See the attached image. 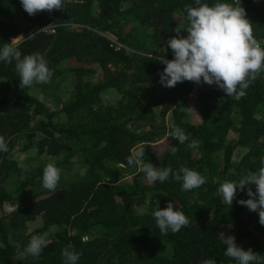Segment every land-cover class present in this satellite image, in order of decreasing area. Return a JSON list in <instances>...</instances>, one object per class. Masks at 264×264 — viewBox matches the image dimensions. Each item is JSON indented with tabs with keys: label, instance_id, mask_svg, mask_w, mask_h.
<instances>
[{
	"label": "trees",
	"instance_id": "16d2710c",
	"mask_svg": "<svg viewBox=\"0 0 264 264\" xmlns=\"http://www.w3.org/2000/svg\"><path fill=\"white\" fill-rule=\"evenodd\" d=\"M217 2L241 3L264 47V0H202ZM185 5L195 7V0H64L63 10L30 16L21 0H0V48L10 43L22 57L39 52L55 75L72 76L68 99L56 107L59 78L39 83L43 94L37 95L17 85L15 61L0 60V135L8 147L0 151V264H65L69 244L82 252L78 264H237L224 254L229 235L264 258L258 212L238 203L255 184L238 190L230 207L217 194L225 180L261 167L263 72L240 99L215 84L202 82L195 91L187 80L162 86L165 65L158 58L173 59L167 41L177 26H187ZM171 124L188 136L184 144L169 135ZM192 141L195 148L188 147ZM138 143L142 159L174 173L195 169L206 183L189 191L171 176L149 184L138 163H127ZM172 146L179 149L175 155ZM17 155L32 157L28 167L20 168ZM50 160L62 173L54 192L42 183ZM34 184L28 197L24 186L31 193ZM147 195L158 199L155 209L142 208ZM15 199L21 204L3 209ZM169 200L189 224L165 235L153 213ZM37 214L41 226L29 231L26 222ZM44 233L39 258L22 255L31 237Z\"/></svg>",
	"mask_w": 264,
	"mask_h": 264
},
{
	"label": "clouds",
	"instance_id": "9594fccd",
	"mask_svg": "<svg viewBox=\"0 0 264 264\" xmlns=\"http://www.w3.org/2000/svg\"><path fill=\"white\" fill-rule=\"evenodd\" d=\"M21 4L32 16L45 10L48 12L63 10L64 0H21ZM195 5V7L185 5L187 26H177L173 30L176 35L167 41V47L173 52V59L169 60L164 56L158 58L165 65L159 74L160 83L168 88L186 80L197 84L202 82L208 85L215 84L228 97L240 99L246 95V89L264 72V47L253 35L252 22L247 17L246 9L241 3L217 2L210 5L202 3V0H195ZM182 29L187 32L186 36L180 34ZM0 60L8 63L15 61V69L19 74L17 85L22 89L28 87V90L34 83H47L53 75L42 54L36 52L22 57L18 47L10 43H5L3 48H0ZM169 127L171 128L169 135L180 144L188 140L181 127L175 124ZM196 146V141L188 144L189 148ZM178 150L175 146L168 148L173 155ZM0 151H8L3 135H0ZM144 152V149H140L138 153L130 156L127 160L128 165L137 164L143 158ZM140 171L145 174L149 184L156 181L163 183L170 176L177 181L182 180L184 191L199 188L206 183L204 175L186 166H182L179 172L174 173L170 167L159 168L147 163ZM60 175L61 170L55 160H50L43 169V187L54 192ZM250 184H255L256 190L248 187L246 192L248 199H240L238 203L248 207L250 211L258 212L259 223L264 225V157L261 158V167L258 171L243 176L238 181L225 180L219 185L217 194L230 207L237 191H244ZM175 205L174 201L169 200L165 208H159L153 213L161 234L166 235L169 230L177 233L189 224V218ZM47 235V233L33 235L22 255L39 258L47 246ZM224 244L227 245L225 256L233 258L237 264H264V258L258 253L238 246L234 236L225 237ZM62 254L65 264H78L82 252L69 244L63 249Z\"/></svg>",
	"mask_w": 264,
	"mask_h": 264
},
{
	"label": "rangeland",
	"instance_id": "374dc122",
	"mask_svg": "<svg viewBox=\"0 0 264 264\" xmlns=\"http://www.w3.org/2000/svg\"><path fill=\"white\" fill-rule=\"evenodd\" d=\"M19 38H20V35H18L17 37L12 38V40H11L12 43H17V40H19ZM66 63L67 64H72L73 62H66ZM52 73H53V71H52ZM53 75H54V81L56 80V78H59V83H60L59 86L57 85V87H56V90L58 91V94L56 95L57 100H55L56 102L54 104L56 107H59L61 105V103L63 101H66L68 99V97H69L70 89H69L68 86H69V84L71 85L72 76L69 75V73H67V72H65L64 74H61V75L60 74L59 75H55V73H53ZM263 77H264V72H263ZM49 82L50 81H48L47 83H49ZM199 85H201V83L197 84V83L193 82L194 91H195V88L197 86H199ZM40 87H41V85H39V84H33L31 87H29L28 91L29 92H35V94H37V95H42L43 93L41 92ZM54 99H55L54 97H50V98L47 99L48 100V103H49V106H53ZM262 105L264 106V103H262ZM257 115L259 117H264V114H261V113H257ZM197 118H198V113L196 111H193V113H192V119L196 120ZM227 139L228 140L234 139V134L232 132H230L228 134ZM140 145L141 144L138 143V144H136V145H134L132 147L131 150H132V152L134 154H136V153H138L140 151V149H141L140 148L141 147ZM239 151H241V150H238V152ZM17 157H18V159L16 158L17 159L16 161H17V164L20 166L21 169H23L25 167H28L27 166V163L30 162L28 159L29 158H32L30 155H28L26 157V159H25V156L22 157V155H17ZM147 163H150V161H148L147 159H140V161L138 162L139 167H138L137 170H139L140 167H143ZM140 172H141V177L142 178L145 177V174L142 171H140ZM133 174H128L129 180H130V178H131V176ZM61 175H62V173H61ZM61 175H60L59 183L62 181ZM36 190H37V188H36V185L35 184L33 186V191L31 193H29L27 191V187L24 186V191L26 192V195L28 197H31V195ZM22 191H23V189H20L17 193L19 194ZM150 198H151V195H147L145 197V202H144V204L141 205L142 208H145V209L150 208V206L152 204L154 205V209L157 207L158 199L157 198H153L152 201H151ZM20 204H21V200H16L15 199V200H11V201H6V202H4L3 209H5L6 211H8V210H11L14 207L20 205ZM26 225H27V228H28L29 231H32L35 228L40 227L41 226V215L40 214H37L34 219L27 220ZM34 235H38V234H34Z\"/></svg>",
	"mask_w": 264,
	"mask_h": 264
}]
</instances>
